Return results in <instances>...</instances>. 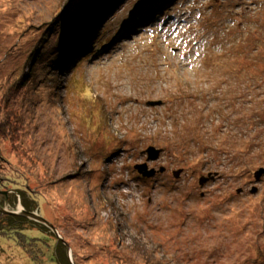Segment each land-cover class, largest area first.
<instances>
[{
    "label": "rangeland",
    "instance_id": "obj_1",
    "mask_svg": "<svg viewBox=\"0 0 264 264\" xmlns=\"http://www.w3.org/2000/svg\"><path fill=\"white\" fill-rule=\"evenodd\" d=\"M258 47L264 0H0L2 167L33 182L72 262L264 264ZM149 147L163 152L148 166L168 168L151 181L133 169ZM0 244V264H37Z\"/></svg>",
    "mask_w": 264,
    "mask_h": 264
},
{
    "label": "trees",
    "instance_id": "obj_2",
    "mask_svg": "<svg viewBox=\"0 0 264 264\" xmlns=\"http://www.w3.org/2000/svg\"><path fill=\"white\" fill-rule=\"evenodd\" d=\"M137 7L142 9L143 4H140ZM97 12L100 13L101 11L97 10ZM99 15L100 14H98L96 21L100 17ZM57 18H59L58 22H61L63 17L62 15H59V17ZM90 20L92 23H88L86 25L87 31H92L94 29L95 24L98 23L95 21V19L92 21V19L90 18ZM57 25L58 24H53L52 22H49L47 28H51L55 32L57 30L56 28ZM58 26L60 28V24ZM73 32H76V29ZM121 32L122 34H124V28L118 33V35H120ZM76 33L78 34V32ZM114 35L115 37L117 36V34ZM69 37H71V35ZM66 39L67 37L63 38V40ZM85 46L87 45L85 44ZM69 51L70 50H65V49L62 50L57 55V58L54 61H52L56 65V67L62 66L66 63L65 56L68 55ZM74 53L75 56L73 58H75L80 54H83L81 56L82 59L85 55H87L86 51H84V48L83 47L81 48L79 46H74ZM263 54L264 52L262 47H258L257 59L258 58L262 59ZM42 55L43 54L40 53L38 56L36 55V58H33V55L31 54L28 61L25 60V62L23 63L21 68L22 72L21 71L20 72L22 73V78L23 79L26 78L24 80H21V82L24 81V85H23L24 89H27V87L31 83V80L29 79L30 76H37L32 68L35 62L38 63V61L42 59V57H40ZM85 58H83L78 64L84 61ZM47 80L50 81L52 79H47ZM68 82L66 83L64 88L69 86ZM13 86H14V82L11 83L8 90H13L12 89ZM80 111L81 108L78 110L75 116L80 118V124L87 131L88 120H83L82 112ZM12 119L13 117H8L10 130L15 129V124L12 121ZM5 122H6L5 119L0 117V143H6L5 140L3 139L4 137H6V135H3L1 132L3 126H5ZM207 138H210V134L207 135ZM11 139L12 138H10V140ZM2 162L5 163L6 166H8L7 159L3 160ZM3 163H0V192L7 195H0V208L6 209L7 207L13 210L16 207V205L20 204L23 210L28 213H37V210L39 211V213L41 210L43 211L44 206L40 202V197L37 194V190H35L32 187L31 183L33 182L31 181L30 183L28 178H24V180H12L5 173L2 167ZM10 212H15V211H10ZM50 223L53 225L52 222ZM0 239H4V241L6 240L7 243H11L12 245L14 244L15 246L21 248L25 253V255L27 256V258H29L31 261L37 264H43L46 260L52 261L56 264H83L78 261L79 258L75 254H74V261L73 262L70 261L67 251V248H69L70 246L68 245V243L64 238H62L61 241L60 239L57 238V236L52 232L51 229L47 228L46 226H44L39 222H36L24 216L4 214L0 212ZM5 245L8 246L7 244ZM9 247L11 250L12 246L9 245ZM4 252L6 251L0 244V255ZM16 255L18 258L19 254L16 253Z\"/></svg>",
    "mask_w": 264,
    "mask_h": 264
},
{
    "label": "water",
    "instance_id": "obj_3",
    "mask_svg": "<svg viewBox=\"0 0 264 264\" xmlns=\"http://www.w3.org/2000/svg\"><path fill=\"white\" fill-rule=\"evenodd\" d=\"M162 102L160 101H156V102H149L147 103V106H151V107H155V106H161ZM144 154L146 155V161L144 163H140L135 165L134 169L135 172L146 179H153L156 174H162L165 171L164 167H160V169L157 171L155 168L153 167H149L148 164L151 162H157L160 159V156L162 154V150L160 149H156L154 147H149L146 151H144ZM2 156H1V152H0V163L3 161L2 160ZM183 172V170H178V171H174L172 173L173 177L175 179H179L181 173ZM260 173H264V171H260ZM259 173H257V178L259 177ZM212 178L208 177L204 180H210ZM0 195H7V194H3L0 192ZM0 212L4 213V214H12V215H20V216H24L26 218H29L31 220H34L36 222H39L41 224H43L44 226H46L47 228L51 229L52 232L57 236L58 239H60L62 241V239L57 235V231L55 229V227L48 222L47 220H45L44 218H42L41 216H38L36 213H28L26 211L23 210V208L21 207L19 212H10L7 209H3L0 208ZM67 250H70V248H67ZM71 261V260H70ZM72 262V261H71Z\"/></svg>",
    "mask_w": 264,
    "mask_h": 264
},
{
    "label": "flooded vegetation",
    "instance_id": "obj_4",
    "mask_svg": "<svg viewBox=\"0 0 264 264\" xmlns=\"http://www.w3.org/2000/svg\"><path fill=\"white\" fill-rule=\"evenodd\" d=\"M163 152V151H162ZM159 162V160L157 161V162H155V163H153V164H156V163H158ZM165 168V171L162 173V174H167L168 173V168H166V167H164ZM160 169V167L158 168V169H156L157 171ZM178 170H180V169H178ZM178 170H176V171H178ZM182 170V169H181ZM174 172V171H173ZM172 172V173H173ZM158 175H161V174H156V176L154 177L155 179H156V177L158 176ZM141 177V176H140ZM142 178V177H141ZM153 178V179H154ZM205 178H207V177H205ZM153 179H147L148 181H151V180H153ZM212 179H213V177H212ZM211 179V180H212ZM210 181V180H209Z\"/></svg>",
    "mask_w": 264,
    "mask_h": 264
},
{
    "label": "bare ground",
    "instance_id": "obj_5",
    "mask_svg": "<svg viewBox=\"0 0 264 264\" xmlns=\"http://www.w3.org/2000/svg\"><path fill=\"white\" fill-rule=\"evenodd\" d=\"M84 2V1H83ZM95 29V28H94ZM163 151V150H162ZM142 154V156H144V151L141 153ZM137 165V164H136ZM134 167H135V165H134ZM134 167H133V169H134ZM135 170V169H134ZM137 172V171H136ZM142 179H144V180H147L146 178H143L142 177Z\"/></svg>",
    "mask_w": 264,
    "mask_h": 264
}]
</instances>
